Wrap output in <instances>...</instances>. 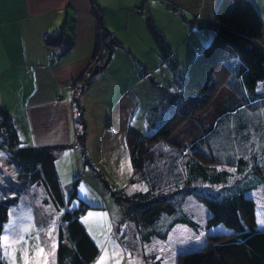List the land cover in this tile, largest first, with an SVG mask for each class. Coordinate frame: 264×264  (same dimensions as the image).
Returning a JSON list of instances; mask_svg holds the SVG:
<instances>
[{
	"label": "trees",
	"instance_id": "16d2710c",
	"mask_svg": "<svg viewBox=\"0 0 264 264\" xmlns=\"http://www.w3.org/2000/svg\"><path fill=\"white\" fill-rule=\"evenodd\" d=\"M173 9L178 14L177 8ZM92 14L97 33L91 60L71 82L72 104L78 116L74 136L83 154L84 119L78 96L90 77L106 67L113 48L119 46L103 25L99 11L93 8ZM191 23L210 28L213 33L189 62L185 83L178 90V113L169 114L156 126L148 117V134L132 127L126 131L132 169L145 182L146 189L130 195L119 190L113 197L124 203L122 219L132 224L142 242L152 237L166 239L171 228L179 223L197 232V222L182 208L186 196L211 203L220 223L234 227L215 238L207 237L199 248L180 253L176 264H264V228L254 224L247 228L239 217L241 197L264 187L261 17L250 0H220L211 21ZM150 28L168 68L176 71L177 60L170 48L153 24ZM60 40L61 37H53L47 43ZM187 99L190 101L186 103ZM61 147L19 145L11 115L0 108V148L7 151L15 174L28 183L41 184L53 207L60 210L56 264H90L99 249L79 214L69 207V201L74 199L84 209L75 194L76 178L67 198L61 195L53 155ZM15 199L16 195L0 197V231L8 206ZM156 256L144 255L143 260ZM155 259L158 263L151 261L152 264H162ZM0 264H8L1 244Z\"/></svg>",
	"mask_w": 264,
	"mask_h": 264
},
{
	"label": "crops",
	"instance_id": "0c3cea01",
	"mask_svg": "<svg viewBox=\"0 0 264 264\" xmlns=\"http://www.w3.org/2000/svg\"><path fill=\"white\" fill-rule=\"evenodd\" d=\"M250 1L262 18L264 0ZM91 2L92 0H0V92L5 88L14 97L15 105L5 107L12 117L18 144L62 145L53 155L63 199L67 198L62 188L68 179L61 181L59 160L62 155L70 158L72 164L73 157L75 167L78 168L77 149L83 162L89 159L93 150L101 156L99 162L86 161L93 170L110 168L116 159L121 158H125L129 168H132L125 140L126 131L132 127L144 132L145 128H151L148 117L156 126L169 114L178 113V90L185 83L186 66L212 37L210 28L197 27L191 22L196 24L211 21L220 0ZM143 4L146 5V11H133L134 7ZM93 8L96 12L99 11L103 25L110 30L119 46L113 48L106 67L90 77L78 96L84 119L83 154L76 144L70 114L73 96L71 82L91 60L97 33ZM173 8H177L178 14L173 13ZM261 21L264 27L263 19ZM151 24L160 32L173 58L177 60L179 69L176 71H171L168 63H165L156 36L150 28ZM53 37H61V40L49 45L47 40ZM97 77L105 81L99 87L95 83L99 79ZM89 85L97 88L92 91L93 96L85 92ZM16 91H19V95H16ZM102 93L104 96L114 94L110 106L103 102ZM189 101L187 99L186 103ZM101 106L107 107L105 114ZM12 109L19 113L14 115ZM92 124L97 126L95 131L90 129ZM90 144L95 145L92 148ZM74 174L72 171L71 177ZM129 178L141 179L135 173ZM71 183L68 182L66 187ZM77 197L83 202L84 209L79 216H83L82 221L85 222L87 213L84 210L87 203L82 195ZM243 199L252 202L254 215L263 217L264 187L246 192L241 197V203ZM73 200L69 201V207L76 209L79 206L77 203L73 204ZM47 201L53 207L49 197ZM242 213L243 219L247 220L246 213ZM255 226L264 228L263 223ZM84 227L96 246L104 248L106 243L99 244L89 227ZM246 227L252 226L248 224ZM112 232L111 226L109 235ZM27 233V229L16 233V264H29ZM153 238L155 237L143 243H149Z\"/></svg>",
	"mask_w": 264,
	"mask_h": 264
},
{
	"label": "rangeland",
	"instance_id": "374dc122",
	"mask_svg": "<svg viewBox=\"0 0 264 264\" xmlns=\"http://www.w3.org/2000/svg\"><path fill=\"white\" fill-rule=\"evenodd\" d=\"M261 15L264 22V12H261ZM211 32L213 33L212 30ZM188 65L189 62L185 70L188 69ZM97 78L99 79L95 83L98 87L101 83H105L103 78ZM95 88L93 85H89L85 88V92L93 96L92 91L94 92ZM16 95H19V91H16ZM102 96H104V93H102ZM102 100L110 106L114 100V94H107ZM14 101L12 94L3 88L0 92V108L5 109L10 114L5 106L15 105ZM101 107L103 114H105L107 107ZM11 111L14 115L19 113L18 110L12 109ZM95 111L98 112L96 109ZM76 113L75 104H72L71 100L72 123L78 127ZM90 129L95 131L97 126L92 124ZM150 130V128H145L143 133L148 134ZM90 145L93 148L95 144ZM77 152L78 168L75 167L74 158L72 157V164L70 158L66 155L61 156L59 166L62 173L61 181L64 182L66 181L64 179H68V182H72L76 178V182L73 184L76 195H82L87 203L84 210L87 213L86 220L83 222L82 216L80 221L83 225L89 227V231L99 244L106 243L104 248L98 246V254L90 264H152L151 261L157 262L156 257L162 264H176L177 256L180 253L199 248L205 243L207 237L215 238L234 228L232 225L224 226L220 223L216 216L215 207L211 203L192 196H186L182 208L186 214L197 222V232L189 226L179 223L178 226L175 224L176 227L172 229L173 232L169 233L165 240L153 238L151 242L143 243L135 235L132 224L122 219L121 211L124 203L117 202L113 197V193L119 194V190H121L125 195H130L133 192L143 191L146 188L145 182L139 178L136 180L129 178L134 173L132 168L127 165L125 158L116 159L110 168L101 170L94 168L93 170L86 161L95 160L99 162L101 161L100 154L92 150L89 159L83 162V157L78 149ZM72 171L75 174L71 177ZM68 182H65V186L62 188L66 196L72 186V184H68V187H66ZM13 195H16L15 202L8 206L0 231V244L4 257L9 264H16V233L22 229H27L29 232L26 234L29 237L27 251L29 264H56L57 228L60 223L59 210L51 207L47 201L48 196L41 184L28 183L15 174L14 168L8 160L7 151L0 148V197ZM73 201V204H75L76 200ZM242 211L246 213L247 220L243 219ZM33 213H35V216ZM253 213L254 205L252 202L243 199L239 215L241 223L252 226L264 221V213L263 217H258L259 215ZM260 219L262 220L259 222ZM111 226L113 232L109 235L108 232ZM134 236L136 237L134 238ZM150 254H156L157 256L151 258V260H143L144 255ZM28 261H25V263Z\"/></svg>",
	"mask_w": 264,
	"mask_h": 264
},
{
	"label": "built area",
	"instance_id": "2783aa9c",
	"mask_svg": "<svg viewBox=\"0 0 264 264\" xmlns=\"http://www.w3.org/2000/svg\"><path fill=\"white\" fill-rule=\"evenodd\" d=\"M142 10H146V5L143 4L142 6H136L133 8V11L136 13H139ZM75 210H76L77 214H80L82 212V207L80 206V207L76 208Z\"/></svg>",
	"mask_w": 264,
	"mask_h": 264
},
{
	"label": "snow or ice",
	"instance_id": "6c2138e0",
	"mask_svg": "<svg viewBox=\"0 0 264 264\" xmlns=\"http://www.w3.org/2000/svg\"><path fill=\"white\" fill-rule=\"evenodd\" d=\"M261 223H264V221H261Z\"/></svg>",
	"mask_w": 264,
	"mask_h": 264
}]
</instances>
